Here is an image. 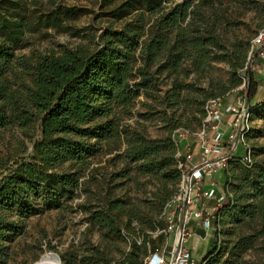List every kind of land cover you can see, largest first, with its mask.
<instances>
[{
    "label": "trees",
    "instance_id": "1",
    "mask_svg": "<svg viewBox=\"0 0 264 264\" xmlns=\"http://www.w3.org/2000/svg\"><path fill=\"white\" fill-rule=\"evenodd\" d=\"M248 1L255 0H96L99 13L92 21L105 24L92 23L89 44L40 54L33 61L15 54L32 28L25 16H15L25 0H0V264L8 263V244L31 215L76 197L90 158L109 142L124 145L125 166L114 177L132 179L134 172L155 180L161 186L154 195L158 207L150 215L109 193L103 207L88 208L89 220L117 239L133 238L121 264H144L147 242L152 252L165 244L167 234H153L166 228L163 213L182 179L174 130L184 126L186 115L204 121L210 99L230 102L227 94L242 84L244 69L247 80L239 95L252 104L260 93L261 80L249 63L259 55L250 56L251 45L230 43L224 36V5ZM77 13L65 7L62 14ZM59 18L54 11L47 22L59 26ZM215 62L229 67L226 81L208 74ZM206 77V86L197 85ZM142 95L159 102L165 136L149 138L122 125ZM253 109L264 111V101ZM228 166L224 187L230 185L231 193L215 212L209 258L227 232L220 257L227 254V262L238 264L264 234V163L235 155ZM244 227L254 232L244 234ZM59 256L63 264L112 261L90 241Z\"/></svg>",
    "mask_w": 264,
    "mask_h": 264
},
{
    "label": "rangeland",
    "instance_id": "2",
    "mask_svg": "<svg viewBox=\"0 0 264 264\" xmlns=\"http://www.w3.org/2000/svg\"><path fill=\"white\" fill-rule=\"evenodd\" d=\"M261 3H264V0L224 5L225 17L228 21L224 35L226 40L230 43L238 42L244 46L252 45L255 34L264 26V5ZM65 7H75L78 13L71 16L62 14ZM54 11L60 16L59 26L47 22ZM97 13H99V5L96 0H25L15 16L20 14L25 16L31 21L32 28L26 32L25 40L15 49L17 59L27 58L36 61L40 54L89 44L93 39L89 28L94 23L92 18ZM103 21L99 19L94 25L105 24ZM251 62L250 59L249 63L262 83L260 93L252 104L239 95L241 93L238 91L244 87L247 80L244 69L240 72L243 78L242 84L232 89L227 97L229 96V100L237 107L240 104L243 105L248 115L245 121L248 130L244 135V142L239 146L241 149L239 153L242 156L244 152H249L254 162L264 163V111L251 110L264 101V88H262L264 87V59L260 58L254 63ZM208 74L215 81H226L230 76V70L224 62H215L209 68ZM208 81L209 78L206 77L197 79L196 83L199 86H206ZM160 109L159 102L142 95L131 108V114L124 116L122 125L130 132L139 131L149 138L163 137L167 131L162 115L157 113ZM235 120V114H228L219 124V130L224 133L225 138L227 134L234 133L235 129L232 127ZM182 123L184 126L174 130L173 138L179 148L184 150L191 148L198 156V145L202 140L196 133L204 127V123L198 122L193 115H186ZM182 130H187L183 137L180 136ZM215 133L214 130L209 129L208 140H211ZM123 149V143L121 145L112 142L104 143L103 150L90 158V167L81 178L80 187L73 200L67 201L59 208L46 209L31 215L26 220V227L22 233L8 244L10 252L7 264H34L46 253L59 255L71 249H80L87 241L99 246L112 259L110 264H121L124 253L130 251L133 238L117 239L100 229L89 220L88 208L100 209L104 206L105 196L111 193V196L133 202L146 213L151 211L150 215L156 214L158 204L154 195L161 189L155 180L139 176L134 172L129 176L133 177L132 179L114 177L125 166L120 157ZM229 166L225 168V173ZM169 187L172 189L171 185ZM230 190V185L224 187L225 193L227 191L231 193ZM134 225L139 229L136 222ZM251 232L254 231L247 227L243 228L244 234ZM152 236L150 235L148 240H151ZM137 238L138 243L142 244L143 235L140 234ZM227 241L228 234L224 232L218 251L212 258L205 257L204 259L207 260L205 264H232L227 262V254L220 257ZM165 245L166 243L162 244V248H165ZM144 249L149 251V242ZM238 264H264V234L255 240L253 247L246 252Z\"/></svg>",
    "mask_w": 264,
    "mask_h": 264
},
{
    "label": "built area",
    "instance_id": "3",
    "mask_svg": "<svg viewBox=\"0 0 264 264\" xmlns=\"http://www.w3.org/2000/svg\"><path fill=\"white\" fill-rule=\"evenodd\" d=\"M259 55L264 59V26L255 34L250 56ZM225 114H235L236 120L228 138L219 130V124ZM246 108L238 107L232 102H225L220 98L210 99L206 104V117L204 127L196 133L201 138L198 145V156L191 148H179L176 156L180 159L178 166L182 171V179L179 191L167 204L163 213L166 220V228L157 230L153 235L167 234L172 236V243L165 242V248H157L154 252L149 250L144 264H205L200 262L188 246L189 234L187 225L191 221L200 222L203 227H210L215 217V212L226 199V193L218 196L215 173L225 170L230 159L242 142L248 127L246 125ZM216 133L208 140V130ZM187 130L180 131L183 137ZM207 138V139H206ZM247 163H251L252 156L244 152L241 156ZM217 199V209H211L204 205V200ZM170 247V250L168 248Z\"/></svg>",
    "mask_w": 264,
    "mask_h": 264
},
{
    "label": "crops",
    "instance_id": "4",
    "mask_svg": "<svg viewBox=\"0 0 264 264\" xmlns=\"http://www.w3.org/2000/svg\"><path fill=\"white\" fill-rule=\"evenodd\" d=\"M229 135L228 134L226 135V139L228 138ZM240 151L241 149L238 148L236 155L241 156V154L239 153ZM215 179L217 182L218 196H220L225 193L224 184L226 183V176L224 170L217 171L215 173ZM202 203L211 209H215V210L217 209V204H218L217 199L204 200ZM187 228L189 234V241H188L189 248L192 249L194 255L197 257V259L200 262H206L207 260H205L204 258L205 257L209 258V254H210L209 251L213 246L216 236V226L212 222L211 226L206 228L203 227L200 222L191 221L188 223ZM172 239L173 237L170 236L167 239V242L169 243L170 241V243H172Z\"/></svg>",
    "mask_w": 264,
    "mask_h": 264
},
{
    "label": "bare ground",
    "instance_id": "5",
    "mask_svg": "<svg viewBox=\"0 0 264 264\" xmlns=\"http://www.w3.org/2000/svg\"><path fill=\"white\" fill-rule=\"evenodd\" d=\"M37 262H39V264H60L58 259L52 253H46Z\"/></svg>",
    "mask_w": 264,
    "mask_h": 264
},
{
    "label": "water",
    "instance_id": "6",
    "mask_svg": "<svg viewBox=\"0 0 264 264\" xmlns=\"http://www.w3.org/2000/svg\"><path fill=\"white\" fill-rule=\"evenodd\" d=\"M53 255L58 259L60 264H63L62 263V259H61V257L58 254L53 253ZM34 264H39V262H35Z\"/></svg>",
    "mask_w": 264,
    "mask_h": 264
}]
</instances>
